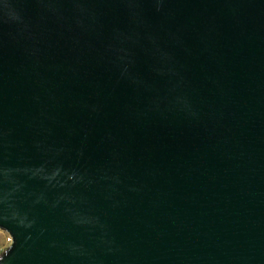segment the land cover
Returning <instances> with one entry per match:
<instances>
[{
	"label": "water",
	"instance_id": "1",
	"mask_svg": "<svg viewBox=\"0 0 264 264\" xmlns=\"http://www.w3.org/2000/svg\"><path fill=\"white\" fill-rule=\"evenodd\" d=\"M0 264H264V0H0Z\"/></svg>",
	"mask_w": 264,
	"mask_h": 264
},
{
	"label": "rangeland",
	"instance_id": "2",
	"mask_svg": "<svg viewBox=\"0 0 264 264\" xmlns=\"http://www.w3.org/2000/svg\"><path fill=\"white\" fill-rule=\"evenodd\" d=\"M7 236V233L0 228V255L6 249V245L4 246V241Z\"/></svg>",
	"mask_w": 264,
	"mask_h": 264
},
{
	"label": "built area",
	"instance_id": "3",
	"mask_svg": "<svg viewBox=\"0 0 264 264\" xmlns=\"http://www.w3.org/2000/svg\"><path fill=\"white\" fill-rule=\"evenodd\" d=\"M11 243V236L7 233V236L4 241V246H8Z\"/></svg>",
	"mask_w": 264,
	"mask_h": 264
}]
</instances>
